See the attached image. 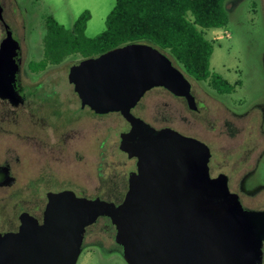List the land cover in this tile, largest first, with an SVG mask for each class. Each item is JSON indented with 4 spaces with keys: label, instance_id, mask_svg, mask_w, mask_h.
I'll return each mask as SVG.
<instances>
[{
    "label": "water",
    "instance_id": "obj_1",
    "mask_svg": "<svg viewBox=\"0 0 264 264\" xmlns=\"http://www.w3.org/2000/svg\"><path fill=\"white\" fill-rule=\"evenodd\" d=\"M0 22V89H17L20 46L1 0ZM68 82L82 108L119 113L130 125L119 149L137 159V172L118 205L71 191L48 193L42 224L22 213L18 231L0 235V264H77L86 229L100 218L114 226L126 264H262L264 212L243 208L225 176L210 177L209 148L131 113L159 87L197 109L190 83L167 54L150 44H127L73 64Z\"/></svg>",
    "mask_w": 264,
    "mask_h": 264
},
{
    "label": "rangeland",
    "instance_id": "obj_2",
    "mask_svg": "<svg viewBox=\"0 0 264 264\" xmlns=\"http://www.w3.org/2000/svg\"><path fill=\"white\" fill-rule=\"evenodd\" d=\"M114 5L115 0H6L5 21L12 29L13 38L22 46L23 70L26 69L29 61H33L37 58L36 56L42 55V39L45 32L44 20L47 15L53 16L59 24L70 29L74 21L83 12L88 11L91 18L87 23L85 35L88 38H93L105 30L106 17ZM225 9L228 16L227 25L220 29L203 31L204 37L214 46L210 60L211 71L231 82L236 78L240 80L249 78L248 85L238 94L264 96V75H262L264 0H227ZM3 36V28L0 25V40ZM80 60L79 56H71L60 65L51 66L46 71L39 73L37 78L30 80L29 77L32 75L26 73L23 77L24 84L28 87L36 82H41L47 87L54 84L57 90H45L40 85L35 87V101L46 106V121L51 123L57 120L61 123L68 121L87 123L90 135L85 137L84 142L92 145L96 141L94 138L92 139L93 134L91 132L94 126L91 125L90 127V124L96 119L88 108L83 110L79 108V100L67 79L69 68ZM201 85L205 86L206 84ZM56 91L59 96L55 94ZM156 93L147 98L145 102L149 103L148 107H143L139 111L140 115L156 127L168 124L192 132L190 123L185 124L187 120H184V125H182V115L178 113V109L172 104L164 105L161 100L162 97H158ZM29 110V106L17 110L16 113L19 116L16 119L18 122L15 121L14 123L21 126L23 122L26 131L32 133L35 132L36 126L35 121L28 120ZM9 111V107L0 103V132L7 125L8 121L5 120V117L11 115ZM11 117L8 116L7 119ZM100 120L103 127L102 138L104 139V160L100 179L96 172V153L91 148L87 149V161L93 169L85 174L82 183H78L79 181L76 182V180L70 182L69 178L63 175L40 174L34 170L19 171L18 183L20 184L3 189V210H5L6 216V220L3 219V229L12 227L21 211H32L33 202H39L43 207L46 191L58 192L64 189H72L78 196L84 194L89 197L103 196L108 199L117 193L119 179L133 167V161H129L118 150L119 135L126 131L128 124L116 114L103 117ZM204 121L206 128L208 119L205 118ZM206 135V132L201 131L202 137ZM6 136L13 137V134L9 135L7 130ZM80 169V165L77 167L69 166V171L74 173L73 175ZM50 178L54 181H50ZM35 180L36 182L43 181V184L39 183L37 189L29 186V183ZM66 182L73 187L64 184ZM58 183L64 185L58 187ZM258 188L262 189L261 194L258 197L254 195L245 198V204L252 209L263 210L264 157L257 169L245 182L244 193L249 194L253 189ZM4 206H7L6 209ZM106 227L112 228L106 218H100L95 224L87 228L83 250L77 264H126L114 242V231L108 230Z\"/></svg>",
    "mask_w": 264,
    "mask_h": 264
},
{
    "label": "flooded vegetation",
    "instance_id": "obj_3",
    "mask_svg": "<svg viewBox=\"0 0 264 264\" xmlns=\"http://www.w3.org/2000/svg\"><path fill=\"white\" fill-rule=\"evenodd\" d=\"M5 5L6 0H1L4 21ZM0 25L3 28L4 38V23L0 22ZM19 46L20 63L18 80L16 82L18 87L17 89H0V103L10 108L9 112L11 114L5 117V120L8 122L0 132V235L8 232H17L20 226L19 217L22 213L29 214L37 220L38 224H42L43 222V212L47 204L46 196L51 191H46L45 203L43 207L39 202H33L32 211H21L16 217V221L13 222L12 227L3 229V221L6 220L5 210H3V189H8L14 187L16 184H20L18 183L19 171L34 170L38 171L40 174L50 173L52 176L63 175L68 177L70 182H73L71 180H76V182L79 181L78 183H82V179L85 177V174L88 173L90 169H93L87 161V149L91 148L92 151H95L97 157V176L98 178L101 177L104 160V139L102 138L103 127L100 119L112 114L121 116L119 113L101 115L95 113L87 106L82 108L80 100L74 92L79 100V108L82 110L88 108L96 119L90 124V127L91 125L94 126L91 134H93L92 139L94 138L96 142L92 145L84 142L85 137L90 135L87 129L89 126L87 123L85 124L79 121L61 123L58 120L53 123L47 122L45 119L46 106L35 101V87L40 85L43 86V89L45 90H57V88L54 84H50L47 87L41 82H36L34 85L28 87L24 84L23 76L25 73L28 75L30 74L32 75L29 77L31 80V78H37L39 73L46 71L49 67L58 65H48L45 69L38 72L31 71L28 64L30 62L41 61L43 58L41 55L40 57L36 56L37 58L35 60L29 61L26 69L23 70V49L20 44ZM262 69V75H264V56L262 58ZM183 74L190 83V94L194 99V106L197 108L196 110L190 109L188 102L184 97L174 96L166 89L159 87L146 92L137 105L131 110V113L156 130L170 128L177 131L182 136L194 138L203 142L210 150V159L208 162L210 177L214 179L219 175L225 176L230 193L238 196L242 207L249 210H255L245 204V198L252 197L254 195L258 197L261 194L262 189H253L249 194H247L244 193V185L249 179V176L257 169L264 157V96L258 97L238 94L248 85L249 78H245L243 80L236 78L233 82H231L218 74L228 83V85L234 87L231 92L222 93V91L227 88L226 86L221 85L218 89H214L207 82H197L187 76L184 72ZM201 84L206 85L203 86ZM155 93L158 97H162L161 100L164 105L167 104L166 106H169V104H172L178 109V113L182 115V125H184V120H187L185 124L188 125L190 123L191 129L193 130L192 132L186 131L183 128L173 127L168 124L156 127L140 115L139 111L142 110L143 107H148L149 103L145 102L147 98L151 97V95H154ZM55 94L59 96L57 91ZM27 106L30 108L29 116H27L29 118L28 120L31 122L35 121L34 124L36 126V129L34 128L35 132L32 133L26 131V128L23 126V122L21 126L14 123L15 121L18 122L16 118L19 115H17L16 111ZM8 116L12 117L7 119ZM205 118L208 119L206 128L204 126ZM25 126L28 125L25 124ZM7 130L9 135H11V133L13 134V137L6 136ZM129 130L130 125L128 124V128H126V131L122 133H126ZM201 131L206 132L207 135L202 137ZM122 133H120V135ZM119 145V152L129 161H133V167L127 174H123L119 179L118 189L116 190L117 193L112 198L108 199L103 196L89 197L82 194L80 191L82 195L78 196L75 194L77 197H85L88 199L99 197L108 202H113L116 205L123 201L129 186V176L130 174L137 172V159L129 158L125 152L119 149ZM3 149L5 150L4 152ZM79 165L81 166V169L73 175L74 173L69 171V166L77 167ZM50 181L54 180L50 178ZM42 182V180L38 182L35 180L34 182H30L29 186L33 189H37L39 183L43 184ZM68 182L64 184L72 186L71 184H68ZM64 184L58 183L57 186H63ZM62 191L73 192L72 189H64L52 193H59ZM6 207L7 206H4V209H6ZM255 211L264 212V209ZM109 225L112 228H106L114 231L115 235L114 226H112L111 223H109ZM263 249L264 243L262 247V264L264 263Z\"/></svg>",
    "mask_w": 264,
    "mask_h": 264
},
{
    "label": "trees",
    "instance_id": "obj_4",
    "mask_svg": "<svg viewBox=\"0 0 264 264\" xmlns=\"http://www.w3.org/2000/svg\"><path fill=\"white\" fill-rule=\"evenodd\" d=\"M227 0H115L105 20V30L93 38L85 35L91 16L83 12L70 29L59 24L51 15L44 20L42 60L30 62L33 72L48 65H59L66 58L88 59L112 49L134 43L150 44L167 54L174 65L197 82H207L222 93L231 92L217 73L211 71L213 44L203 31L227 25ZM107 219V218H106ZM110 223L109 219H107ZM119 248L121 253V248Z\"/></svg>",
    "mask_w": 264,
    "mask_h": 264
}]
</instances>
